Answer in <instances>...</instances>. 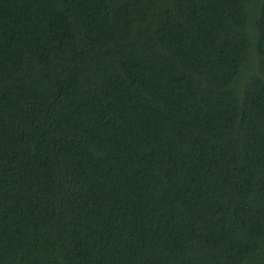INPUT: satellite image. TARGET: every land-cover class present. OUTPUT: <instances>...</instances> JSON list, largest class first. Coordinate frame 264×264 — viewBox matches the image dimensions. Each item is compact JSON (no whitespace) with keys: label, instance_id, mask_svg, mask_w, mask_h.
I'll return each instance as SVG.
<instances>
[{"label":"trees","instance_id":"16d2710c","mask_svg":"<svg viewBox=\"0 0 264 264\" xmlns=\"http://www.w3.org/2000/svg\"><path fill=\"white\" fill-rule=\"evenodd\" d=\"M0 264H264V0H0Z\"/></svg>","mask_w":264,"mask_h":264}]
</instances>
